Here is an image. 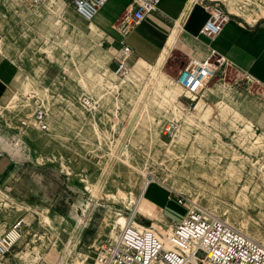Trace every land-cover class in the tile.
<instances>
[{
	"label": "rangeland",
	"instance_id": "374dc122",
	"mask_svg": "<svg viewBox=\"0 0 264 264\" xmlns=\"http://www.w3.org/2000/svg\"><path fill=\"white\" fill-rule=\"evenodd\" d=\"M71 1L48 0L36 9L30 6V0H0V57L17 67L14 90H4L0 97V156L10 157L16 170L20 166L12 192L9 187L0 190V218L10 222L0 235L17 221L27 222L22 233L24 243L16 245L6 259H11V264H91L99 248L112 242L106 233L108 222L120 216L164 237L160 228L172 229L173 225L164 222L160 211L147 214L152 210L146 202L139 216H134L133 205L128 202L139 196L144 174L148 183L174 202L176 217L181 219L186 213L185 206L175 204L183 197L242 234L257 237L264 245V106L257 112L246 107L256 100L264 103L263 86L227 65L219 68L210 82L214 87L223 85L229 93L230 107L263 138L262 144L253 145V139L247 136L239 139L237 129L243 125L235 122V127L231 123L233 114L222 115L215 106L222 99L211 96L204 100L213 109L212 116L200 122L204 129L192 126V142L168 152L183 120L172 117L168 105L161 106V96L164 90L175 87L177 69L163 67L172 86L158 87L151 78L120 86L131 76L134 58L127 60L126 75L112 79L109 71L115 72L118 57H111L102 48L98 34L83 35L69 25V16L83 26L87 24L74 12ZM253 9L257 18L264 13L254 4ZM9 61L4 60L1 66L12 67ZM137 65L144 68L140 62ZM90 69L118 88L95 85L88 95L82 82H87ZM25 82L29 83L26 91ZM83 99L91 106H84ZM116 100L118 106H114ZM179 101L182 115L193 112L196 103L184 93ZM37 111L44 113L43 129L35 118ZM207 130L231 147L221 154L214 136L210 145L196 141L197 136L207 137ZM236 152L243 157L245 169L235 191L237 194L243 184L249 183L250 191L255 190L250 204L236 201V195L227 189L230 180L226 169ZM250 172L254 173L252 177ZM15 193L18 196L14 197ZM68 212H76L84 223L72 220ZM115 232L120 231L117 228ZM76 238L75 249L67 255L65 242ZM25 248L29 255L12 262V255Z\"/></svg>",
	"mask_w": 264,
	"mask_h": 264
},
{
	"label": "built area",
	"instance_id": "2783aa9c",
	"mask_svg": "<svg viewBox=\"0 0 264 264\" xmlns=\"http://www.w3.org/2000/svg\"><path fill=\"white\" fill-rule=\"evenodd\" d=\"M46 1L48 0H30V6L37 9ZM107 1L72 0L71 7L80 18L92 22ZM159 2L160 0H133L132 8L118 20L115 30L125 38L148 14L158 10ZM205 8L208 18L200 34L213 41L230 18L218 4L208 3ZM130 55V48L122 43L120 56L116 60V76L128 73L127 60ZM224 64L225 60L212 51L211 56L204 61L189 60L174 81L185 96L188 94L197 98ZM82 104L91 106V102L86 99L82 100ZM35 118L40 128H45L44 113L37 111ZM176 202L186 207V213L182 220L174 224L172 235L165 238L150 228H134L129 225L120 230L113 242L99 248L91 264H264L263 244L242 234L223 220L208 215L183 197H179ZM23 225L22 220L17 221L0 236V260L11 252L20 239ZM199 253H202V257H198Z\"/></svg>",
	"mask_w": 264,
	"mask_h": 264
},
{
	"label": "crops",
	"instance_id": "0c3cea01",
	"mask_svg": "<svg viewBox=\"0 0 264 264\" xmlns=\"http://www.w3.org/2000/svg\"><path fill=\"white\" fill-rule=\"evenodd\" d=\"M241 1L194 0L190 3V0H160L158 10L148 14L139 26L122 38L114 26L132 8L133 0H108L98 10L92 23L99 31L102 48L113 58L120 56L122 43L130 48V57L146 64H155L167 49L164 66L175 67L177 76L189 60L204 61L214 51L225 60V65L264 88V13L257 18L255 10H251L253 4L264 10V0ZM208 3L220 5L230 18L213 41L200 34L208 18L205 8ZM4 60L9 61L0 57V97L4 90H14L17 77L16 65L9 61L12 67H2ZM1 157L0 187L2 191L9 187L12 192L17 171L14 172V162L10 157ZM146 188L144 199L149 203L152 213L160 211L168 225L174 226L182 220L183 217L180 219L174 215V202L169 196L160 194L150 183ZM9 226L10 222L1 217L0 233Z\"/></svg>",
	"mask_w": 264,
	"mask_h": 264
},
{
	"label": "bare ground",
	"instance_id": "6f19581e",
	"mask_svg": "<svg viewBox=\"0 0 264 264\" xmlns=\"http://www.w3.org/2000/svg\"><path fill=\"white\" fill-rule=\"evenodd\" d=\"M194 2V0H190V3ZM189 3V4H190ZM232 12V11H231ZM67 21L69 23V25H71L72 28H74L76 31H78L79 33L81 34H90V35H93V34H99V31L98 29L95 27V25L92 23V22H87L85 21L87 24L85 26H83L81 23L79 24V22H77L76 19H74L72 16H69L67 18ZM76 22V23H75ZM248 23V22H247ZM167 55H168V51L167 49H165L163 51V53L161 54V56L159 57V60L155 63V64H146V63H142L144 68H140L137 63L139 64V61H135L134 60V65H133V71H132V74L131 76H127L124 80L121 81L120 83V86L122 85H126L128 86L129 83L131 82H134V80L136 79H142V78H151V82L153 85H157L158 87H163L164 84H168L170 86H172L173 82L171 80L168 79V77L164 74L163 72V67L165 65V62H166V59H167ZM136 63V64H135ZM225 66V64L223 65ZM222 66V67H223ZM221 67V68H222ZM105 72V71H104ZM226 72V71H225ZM94 73V74H93ZM109 74L111 75V78L112 79H115L116 78V75L114 72H111L109 71ZM126 75V74H125ZM88 80L87 82H82V87L84 89H86L85 91L88 93V95L91 94V87H95V85H98L100 88H106L108 90H115L116 88H118L119 85H117L116 83H114L112 80L110 79H107V78H104L103 75L97 71H93V69H90L89 72H88ZM148 85V84H147ZM28 86H29V83H24L23 84V87L26 90H28ZM152 89V88H151ZM117 92V91H116ZM183 93V90L175 83V87H170L166 90H164V93L163 95L161 96L162 98V104L161 106H166L168 105L171 110H172V117L174 118H179L181 117V119L183 120V124H182V128H181V131H179V135L177 137H174L173 140L171 141L170 143V146H169V150L168 152H172L173 151V148L175 146H180V148H183L184 146L188 145V143L191 141V136H190V129L192 126H198V128L202 127L200 122L201 121H204L205 120H208V118H210L212 116V112H213V109L211 108V106H208L206 105L205 101L207 97H211L213 96L214 98H221L222 101H219L217 100L216 103H215V106L220 110V112H222L221 114L222 115H225L228 114V113H232L233 114V117H234V120L231 121V123H233V125L236 127V125L234 124L235 122H240L243 127L242 129L239 128V130L237 129V131H239L240 133V137L239 139H242L243 136H247V137H250L253 139L254 143L253 145L255 144H262L261 143V140H263L262 137L256 135L254 133V131L252 130L251 128V125L248 121H246L245 119H243V117H241V115H239L235 110H233L230 105H229V93L223 89V85H216L215 87L211 85V83H209L205 89L202 91V94L197 97V98H194L188 94H186V98H189L191 99L192 101H194L196 103V106L193 110L192 113L190 114H186V115H182V108H183V105L181 104V102L179 101V97L181 96V94ZM14 98H17V96L15 95ZM228 100V101H227ZM110 101V99H109ZM117 101V102H116ZM114 101V106H118L119 104V101L116 100ZM150 101V100H149ZM155 102V101H154ZM143 105V104H142ZM264 106V103H261L260 101H254L252 104L250 105H247V109L251 110V111H254V112H257L259 111V109ZM117 112V111H116ZM186 112V111H185ZM158 113V112H157ZM214 114V113H213ZM138 115V114H137ZM149 124V123H148ZM158 125H152L151 127L153 128H156ZM204 127V126H203ZM202 127V128H203ZM149 129V128H148ZM204 129V128H203ZM205 129H208V128H205ZM168 131V128L166 129ZM218 134V133H217ZM206 135L207 137H201V136H197L195 137L196 138V141H199V142H202L204 141L203 143H205L206 145H210L211 144V140L214 139L213 136L215 137L214 140H216V150L221 151V154H224V151L225 150H228L229 147H231V145H227L225 144L222 140H221V137L218 136V135H213V133L209 130L206 131ZM201 140V141H200ZM238 140V139H237ZM194 141V140H193ZM192 142V141H191ZM204 144V145H205ZM214 145V146H215ZM243 145V144H242ZM250 146V145H249ZM252 146V145H251ZM242 147V146H241ZM256 147V146H254ZM191 148H193V145H191ZM250 148V147H249ZM215 149V148H214ZM234 149V148H233ZM245 149V148H244ZM196 150V149H195ZM198 150V149H197ZM248 150V149H247ZM254 152V151H253ZM248 153V152H247ZM198 154V153H197ZM196 154V155H197ZM201 154V153H200ZM211 154V153H210ZM227 154V153H226ZM262 154V153H260ZM203 155V154H201ZM207 155V154H206ZM205 155V156H206ZM211 156V155H209ZM224 156V155H223ZM208 157V156H207ZM206 157V158H207ZM201 158V157H200ZM203 158V157H202ZM216 158V157H214ZM223 158V157H222ZM259 158V157H258ZM198 159V158H197ZM204 159V158H203ZM249 159V158H248ZM253 159V158H252ZM251 159V160H252ZM213 160V159H212ZM217 160V159H216ZM232 163L230 164L229 168L226 169V172H227V176L229 178V185L227 187V189L230 191V193H233L234 195H236V201H242L244 202L245 204H250L252 199L251 197H255V190L253 189L252 191H250L249 189V183H245L241 186V188L239 189V192L236 194V188L238 187V182L240 181L241 179V176L243 174V170L245 169L244 168V163H243V157L240 155V154H237L236 153H233L232 155ZM246 161V160H245ZM251 162V161H249ZM248 162V163H249ZM212 163V161H211ZM216 163V162H215ZM261 163V162H260ZM209 164V163H208ZM215 165V169L214 170H218L217 167L218 165L217 164H213ZM212 165V166H213ZM16 167V164L14 165L13 164V169H15ZM19 167L20 166H17V172L19 170ZM131 167V166H130ZM209 168V167H208ZM255 168V167H254ZM132 170H135L136 168H133L131 167ZM176 169V168H175ZM206 170V169H205ZM205 170L203 173H205ZM212 170V169H211ZM253 172L255 173V171L253 170ZM249 173L248 175L250 177H252V175L254 173ZM129 173V172H128ZM202 173V172H201ZM212 173V172H211ZM208 177V176H207ZM144 178H145V181H144V184L140 190V194L137 198H134V197H131L130 200L128 201L130 204L133 205V215H138L141 211V207H144L145 204H146V200L144 199V194H145V191H146V185L148 184V180H146V175L144 174ZM219 178V177H218ZM225 178V177H224ZM213 179V178H212ZM214 180V179H213ZM212 180V181H213ZM243 180V179H242ZM253 180V178H250V182ZM211 183V182H210ZM213 183V182H212ZM218 183V182H216ZM218 185V184H217ZM261 185L264 186V179H262L261 181ZM162 186V185H161ZM255 186H258L257 184ZM163 187V186H162ZM165 188V187H164ZM0 190H2V188L0 187ZM168 190V189H167ZM211 191V190H210ZM228 191V192H229ZM131 192V191H130ZM172 192V191H171ZM170 192V193H171ZM176 193V192H175ZM223 193V192H222ZM249 193H251V196L249 195ZM226 195V194H225ZM131 196V195H130ZM197 196V195H196ZM126 197V196H125ZM129 197V196H128ZM129 199V198H128ZM196 199V198H195ZM194 199V200H195ZM260 203H262L261 201V198L259 197L258 198ZM127 200V198H126ZM189 200V199H188ZM123 201V200H121ZM193 201V200H192ZM196 201V200H195ZM126 203V202H125ZM194 203V202H193ZM264 203V202H263ZM124 204V203H123ZM98 205H102L101 203ZM125 205V204H124ZM129 204H127L128 206ZM130 206V205H129ZM143 209V208H142ZM145 209V208H144ZM205 210V209H204ZM68 211H71V210H68ZM69 213V216L70 218H72V220H77V223H84V221L82 220L81 216H79L76 212L74 213ZM210 213V212H209ZM145 214V213H144ZM149 215L152 214L151 211H148ZM211 216V214H208ZM139 216V215H138ZM23 223H25L22 228H21V234H20V239L17 241V243L15 244L14 247H16V245L18 244H21L20 242L22 241V239L24 237H22V233H23V230L25 228V225H27V222L24 220H22ZM86 224V223H85ZM84 224V225H85ZM108 229L106 231V233H108V236L111 237V241L113 242L117 236L115 230L118 228L119 231L124 228V227H127L129 225H131L132 227L134 226V228H139L136 224L130 222L129 220H127V218L125 219L124 217L120 216L119 218L115 219L113 222H108ZM87 225V224H86ZM31 226V224H30ZM142 227V226H141ZM235 228V227H234ZM158 229V228H157ZM161 231L163 232L164 234V237L167 238L169 237L170 235H172L173 233V229L171 228H168V229H165L163 230L162 228H160ZM242 229H244L242 227ZM105 235V234H104ZM246 236H248V234H244ZM1 236V235H0ZM26 236V235H25ZM250 237L251 239H253L254 241L258 242L261 244V242L259 241V239L257 237H251V236H248ZM26 238V237H25ZM77 238L72 240V239H69L65 242V248L68 252L67 255H70L72 250L75 249V244L77 243ZM25 241V240H24ZM23 242V241H22ZM24 243V242H23ZM62 248V247H61ZM61 248L59 249L60 252H61ZM12 251V250H11ZM11 252H9L10 254ZM30 251L28 248H25L24 251L20 252V253H16L14 255H12V262H16V260L20 259V260H23L24 258H26L28 255H29ZM9 254L7 256H9ZM86 255L90 256L89 254H87L86 252ZM3 257L1 260H0V264H3V261L4 259H6V257ZM86 257V256H85ZM84 257V258H85ZM10 258V256H9ZM11 259H6L5 260V263L6 264H11L10 262ZM37 260V259H36ZM84 262V261H83Z\"/></svg>",
	"mask_w": 264,
	"mask_h": 264
}]
</instances>
